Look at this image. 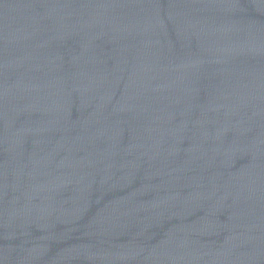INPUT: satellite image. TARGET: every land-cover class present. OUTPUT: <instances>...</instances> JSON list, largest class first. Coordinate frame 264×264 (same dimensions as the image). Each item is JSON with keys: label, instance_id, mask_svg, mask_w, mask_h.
I'll list each match as a JSON object with an SVG mask.
<instances>
[{"label": "water", "instance_id": "water-1", "mask_svg": "<svg viewBox=\"0 0 264 264\" xmlns=\"http://www.w3.org/2000/svg\"><path fill=\"white\" fill-rule=\"evenodd\" d=\"M0 264H264V0H0Z\"/></svg>", "mask_w": 264, "mask_h": 264}]
</instances>
